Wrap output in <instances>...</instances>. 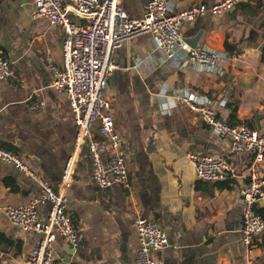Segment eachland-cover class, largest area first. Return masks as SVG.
I'll list each match as a JSON object with an SVG mask.
<instances>
[{"label": "crops", "instance_id": "1", "mask_svg": "<svg viewBox=\"0 0 264 264\" xmlns=\"http://www.w3.org/2000/svg\"><path fill=\"white\" fill-rule=\"evenodd\" d=\"M119 1L129 18L140 19L150 0ZM219 1L170 0V8L176 12ZM32 14L33 0H0V55L17 74L15 80L0 79V147L30 169L0 162V264H25L40 239L11 224L1 208L40 197L31 172L61 191L70 162L67 214L83 240L72 248L56 237L54 264H132L138 217L154 222L167 236L168 246L155 254L159 264H248L239 190L247 183L252 155L233 154L228 138L215 134L175 98L193 94L209 102L219 118L264 133V0H248L223 16L205 14L183 25L184 41L227 54L215 67L185 63L179 50L176 62H168L147 33L114 50L116 68L105 93L128 186L105 189L93 183L87 146L78 150L74 144L67 98L52 86L49 60L60 63L63 34ZM190 153L224 158L235 175L203 182L186 159ZM257 209L264 214V203ZM47 210V204L37 207L40 217ZM250 264H264V232L255 239Z\"/></svg>", "mask_w": 264, "mask_h": 264}, {"label": "built area", "instance_id": "2", "mask_svg": "<svg viewBox=\"0 0 264 264\" xmlns=\"http://www.w3.org/2000/svg\"><path fill=\"white\" fill-rule=\"evenodd\" d=\"M247 1L220 0L212 6L200 4L173 12L170 0H150L143 17L131 19L119 0H33L32 17L45 20L63 34L60 63L54 64L49 60L52 86L67 98L76 127L75 147L82 150L87 146L92 163V181L98 188L128 186L121 139L115 130L111 103L105 93L107 79L116 68L114 50L124 42L147 33L154 50L168 62H176V51L179 50L186 55L185 63L215 67L227 54L207 47L189 46L183 40L182 27L205 14L223 16ZM0 79H17L11 63L1 55ZM175 99L190 112L198 114L219 137L228 138L233 154L249 152L252 155L247 168V183L239 190L241 243L250 264L255 239L264 232V217L256 212L257 205L264 203V133L248 125H233L219 118L209 102L200 101L193 94ZM186 159L195 176L203 182H216L235 175L234 167L224 158L190 153ZM0 162L30 172L20 157L2 147ZM71 167L70 162L63 174L62 190L58 192L44 178L31 172L40 187V197L20 207L1 208L11 224L40 236L25 264H54L56 257L52 244L56 237L72 248H77L83 240L82 233L74 227L67 214L65 189ZM43 204L48 205V210L44 217H40L37 207ZM133 225L137 249L132 264H159L155 254L168 246L165 232L146 218H136Z\"/></svg>", "mask_w": 264, "mask_h": 264}, {"label": "water", "instance_id": "3", "mask_svg": "<svg viewBox=\"0 0 264 264\" xmlns=\"http://www.w3.org/2000/svg\"><path fill=\"white\" fill-rule=\"evenodd\" d=\"M189 46H191V47H196V43H194V42H189L188 40L187 41H185Z\"/></svg>", "mask_w": 264, "mask_h": 264}, {"label": "trees", "instance_id": "4", "mask_svg": "<svg viewBox=\"0 0 264 264\" xmlns=\"http://www.w3.org/2000/svg\"><path fill=\"white\" fill-rule=\"evenodd\" d=\"M263 57H264V49H263ZM264 59V58H263ZM256 212L260 215V216H264V214H262L261 212H259V210L257 209Z\"/></svg>", "mask_w": 264, "mask_h": 264}]
</instances>
